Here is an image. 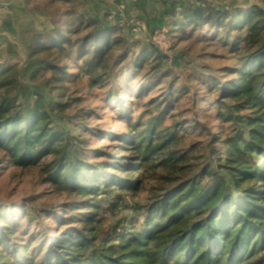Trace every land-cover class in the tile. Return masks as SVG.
Returning <instances> with one entry per match:
<instances>
[{"label":"trees","instance_id":"obj_1","mask_svg":"<svg viewBox=\"0 0 264 264\" xmlns=\"http://www.w3.org/2000/svg\"><path fill=\"white\" fill-rule=\"evenodd\" d=\"M163 2L171 14H178V2ZM180 15L190 26L205 25L223 35L239 62L217 100L225 121H234L232 110L247 111L241 128L225 140L224 161L194 170L188 163L190 152L178 148L176 126H163L164 112L149 113L146 120L141 116L129 132L116 136L117 144L109 148L113 152L99 150L101 160H87L82 156L84 141L53 125L47 100L35 95L28 103H18V71H2L0 163L38 166L44 183L72 196L66 210L93 214L63 218L66 228L37 245L33 238L21 244L24 234L18 236L15 227H0V264H264V9L198 4ZM88 19L94 27L84 33L81 27L66 31L57 23L25 32L32 82L48 75L49 83L58 85L75 61L80 72L91 76L92 85L99 84L129 58L128 42L117 26ZM81 21L72 18V24ZM147 51L139 53L134 67L144 63ZM164 103L166 99L150 105ZM57 108L63 110L65 104L58 102ZM155 179L141 227L100 230L95 198L118 189L140 191Z\"/></svg>","mask_w":264,"mask_h":264},{"label":"rangeland","instance_id":"obj_2","mask_svg":"<svg viewBox=\"0 0 264 264\" xmlns=\"http://www.w3.org/2000/svg\"><path fill=\"white\" fill-rule=\"evenodd\" d=\"M129 1H103L106 8L100 10L102 13L96 18L100 25L117 26L129 50V58L102 83L92 85L91 76L80 72L79 63L75 61L69 63L68 75L58 85H51L48 75L32 82L31 68L21 57L26 56V51L16 39L21 25L16 23L7 26L9 35H4L5 41H0V72L17 69L18 86L14 96L18 103L25 104L34 100L35 95H42L47 100L53 125L84 141L82 156L87 160H101L97 156L99 150L113 152L114 149L109 148L117 144L116 136L129 132V126L141 116L146 120L149 113L164 112L163 126H176L178 148L190 152L188 163L194 165V170L205 164L216 166L227 155L225 140L241 128V116L247 114L245 110H232L234 121H225L219 115L222 109L217 103L222 86L234 78L230 70L238 67L239 62L223 35L205 25L190 26L180 14L185 7L198 4L224 10L252 5L264 9V0H168L178 2L176 15L170 13L163 0H137L135 8L130 6V9L124 5ZM83 2L14 0L7 13L9 20L21 16L32 21L31 32L51 29L57 23L66 31L81 27L84 33L94 26H89L88 17L92 16L82 9ZM72 18L82 21L72 24ZM161 32L166 33L163 47L154 39ZM7 42L13 48H8ZM151 47L156 51L151 52ZM143 49L148 50L145 52L148 57L142 65L134 67ZM120 50L117 49L116 54ZM118 96L120 101L116 100ZM165 99L167 103L162 106L150 105ZM58 102L65 104L63 110L57 108ZM155 184L157 179L146 181L140 191L118 189L95 198L94 203L99 201L100 230L141 227L144 206ZM71 198L44 183L36 165L21 168L0 163V227H15L18 236L24 234L21 244H29V238H33L36 245L55 238L66 228L61 220L67 216L78 220L93 214L86 209L66 210L65 204L71 202ZM81 198L88 199H78Z\"/></svg>","mask_w":264,"mask_h":264},{"label":"crops","instance_id":"obj_3","mask_svg":"<svg viewBox=\"0 0 264 264\" xmlns=\"http://www.w3.org/2000/svg\"><path fill=\"white\" fill-rule=\"evenodd\" d=\"M14 0H0V41L4 40L5 41V36L4 35H9L8 31L10 30L7 26L11 23V24H19L21 25L20 31H19V36L18 38H16L23 46L24 49L26 51V56L21 55L22 60L25 61L27 58V49H28V45H29V41L27 39H24L23 35L25 34V32L30 28L31 25H33L32 21H26L24 20L25 18L19 16V17H12L11 20H9V16H8V8L13 7ZM107 3V1L114 3L115 0H84V2L82 3V9L88 11L91 16L96 19L98 17H100V14L102 13V9L106 8V6L102 3V2ZM127 4H124L125 6L128 5V8L130 9V6H134L137 2V0H131L129 2H125ZM7 10V11H6ZM101 10V11H100ZM124 11H126V8L124 9ZM3 12H5V15L3 14ZM3 14V15H2ZM2 17V18H1ZM99 21V19H96ZM4 26V27H3ZM15 30H13L14 32ZM8 44L6 45L8 48H13V46L11 44H9V42H7ZM19 57V56H18Z\"/></svg>","mask_w":264,"mask_h":264},{"label":"built area","instance_id":"obj_4","mask_svg":"<svg viewBox=\"0 0 264 264\" xmlns=\"http://www.w3.org/2000/svg\"><path fill=\"white\" fill-rule=\"evenodd\" d=\"M154 39L160 43V45L163 47V45H165V39H166V33L165 32H161V33H157L154 36ZM164 41V42H162Z\"/></svg>","mask_w":264,"mask_h":264}]
</instances>
